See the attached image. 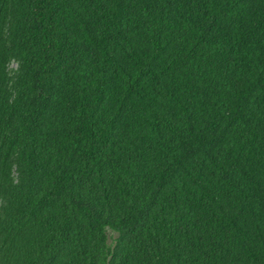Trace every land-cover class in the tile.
I'll use <instances>...</instances> for the list:
<instances>
[{"label": "trees", "instance_id": "16d2710c", "mask_svg": "<svg viewBox=\"0 0 264 264\" xmlns=\"http://www.w3.org/2000/svg\"><path fill=\"white\" fill-rule=\"evenodd\" d=\"M0 264H264V0H0Z\"/></svg>", "mask_w": 264, "mask_h": 264}, {"label": "rangeland", "instance_id": "374dc122", "mask_svg": "<svg viewBox=\"0 0 264 264\" xmlns=\"http://www.w3.org/2000/svg\"><path fill=\"white\" fill-rule=\"evenodd\" d=\"M14 66H15V64H14ZM115 235H116L115 233H113L111 230H109V236H110L109 241L110 242H112V240H113V238H114Z\"/></svg>", "mask_w": 264, "mask_h": 264}]
</instances>
